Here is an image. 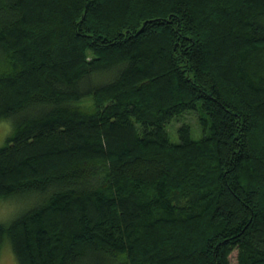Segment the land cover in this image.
Wrapping results in <instances>:
<instances>
[{
	"label": "trees",
	"instance_id": "obj_1",
	"mask_svg": "<svg viewBox=\"0 0 264 264\" xmlns=\"http://www.w3.org/2000/svg\"><path fill=\"white\" fill-rule=\"evenodd\" d=\"M5 118L20 264H264V0H0Z\"/></svg>",
	"mask_w": 264,
	"mask_h": 264
},
{
	"label": "rangeland",
	"instance_id": "obj_2",
	"mask_svg": "<svg viewBox=\"0 0 264 264\" xmlns=\"http://www.w3.org/2000/svg\"><path fill=\"white\" fill-rule=\"evenodd\" d=\"M196 114L194 112L185 114L181 119L184 121H181L180 118H175L171 122V126L169 125L168 131L171 135V138L173 141H179V135L177 130L180 128L183 122L188 121L192 122L191 124V135H193L194 138H200L203 136L202 129L200 127V124L197 121ZM180 121H177L179 120ZM199 128L200 131L195 129ZM16 126V120L14 118H5L0 121V147L5 144V140L11 136L14 132V128ZM33 201L31 199H24V198H14V197H8L5 199H0V207L4 209L3 214H0V222L3 223H9L13 219L17 218L18 215H21L24 213L28 208L31 207V204ZM0 264H20L17 261V258L13 252L12 244L9 240L5 242L3 245V248L0 252ZM232 261L236 260V251H234L232 254Z\"/></svg>",
	"mask_w": 264,
	"mask_h": 264
},
{
	"label": "snow or ice",
	"instance_id": "obj_3",
	"mask_svg": "<svg viewBox=\"0 0 264 264\" xmlns=\"http://www.w3.org/2000/svg\"><path fill=\"white\" fill-rule=\"evenodd\" d=\"M4 209L2 207H0V214H3Z\"/></svg>",
	"mask_w": 264,
	"mask_h": 264
}]
</instances>
